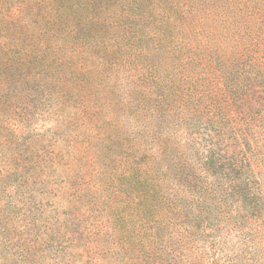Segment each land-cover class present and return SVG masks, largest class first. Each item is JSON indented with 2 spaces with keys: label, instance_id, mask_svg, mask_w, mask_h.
<instances>
[{
  "label": "rangeland",
  "instance_id": "1",
  "mask_svg": "<svg viewBox=\"0 0 264 264\" xmlns=\"http://www.w3.org/2000/svg\"><path fill=\"white\" fill-rule=\"evenodd\" d=\"M80 16L99 20L94 28L103 35L123 33L122 50L131 62L103 66L86 56L85 44L95 41L76 39ZM136 32L159 51L156 57L134 60L136 46L128 38ZM21 41L47 53L39 85L30 81L18 89L14 78L0 77V264H139L141 210L124 207L123 195L110 188L122 182L124 146L137 141L149 147L152 133L167 135L170 157L191 167L197 149L204 155L206 127L196 117L205 105L230 119L264 113V0H0V50ZM173 54L200 86L201 101L195 105L186 91L176 92L173 99L183 107L152 128V93L138 79L153 63L159 74L180 82L170 66L180 64ZM236 99L249 105L239 107ZM237 122L226 126L229 144L257 163L256 178L264 183L256 148L261 141ZM203 194L206 205L188 200V231L180 233L189 263L253 264L254 257L264 263V231L254 235L253 222L240 224L230 207L218 209ZM162 230V245L175 247L176 224Z\"/></svg>",
  "mask_w": 264,
  "mask_h": 264
},
{
  "label": "trees",
  "instance_id": "2",
  "mask_svg": "<svg viewBox=\"0 0 264 264\" xmlns=\"http://www.w3.org/2000/svg\"><path fill=\"white\" fill-rule=\"evenodd\" d=\"M78 23V30L80 29L81 33H76V39L82 38L87 41L89 37H92L95 41L90 47L83 43L86 56L97 58L103 66L123 67L126 63L131 62L125 57L122 50L121 45L126 39L123 33L120 34L118 31L116 37L103 35L94 28L99 20L95 21L94 18L87 16L85 18L80 16ZM84 29H86V33L82 34ZM73 30L72 27L69 32L72 33ZM90 30L92 33L88 34ZM158 39L150 41L159 44ZM128 40H131L136 46L132 53L135 54L134 60L154 58L159 52L150 49L148 47L149 40L137 32ZM45 53H47L46 49H33L24 45L22 41L16 43L11 50H0V77L3 80L14 78L13 83L18 89H21L22 86H29L30 81L35 83L34 86L39 85L40 82L37 80L42 78L45 69V65L42 63L46 59ZM173 59L180 62L178 67L181 69L173 68L174 66L170 65L173 70L177 69L180 82L175 76L173 78L170 75L159 74L157 65L153 63L148 65L147 73L138 79L145 84L150 98L152 93L153 99H149L152 102V111L155 113L152 119V128H156L157 122L166 114L173 117L174 112L183 107L181 99L178 97L173 99L176 92L184 95L186 91L187 99L191 100V103H196L195 105H199L200 102L194 100L201 101V96L197 95L195 90L200 86L194 83L192 75L185 71V61L181 55L173 54ZM188 64H190L189 61ZM80 86L82 89L84 88V85ZM236 100H240L239 107L249 105L243 99ZM205 106L209 107L202 112V115L198 117L192 115V118L196 117L206 127V135L204 134L200 141V143L203 142L204 155L201 156L197 149L198 160L191 167L186 161L176 162L170 157V152L173 149L167 135L155 137L150 132L153 140L149 147H145L137 141L136 146L130 145V142L124 146L122 161L125 164V169L121 173V178H118V181L121 179L122 182L119 184L116 182L117 185H111L110 188L118 189V192L123 195L122 205L124 207L135 206L141 210L140 220L142 223L138 226L139 229H136L139 242L142 244V247L139 248L140 256L137 258L139 264H179L182 259L190 264L184 253L185 238L180 236V233L186 235V231H188V225H186L189 215L188 200L194 196L197 197L199 204L206 205L207 199L203 193L211 196L210 205L218 209L230 207L231 215L237 217L240 224L253 222L254 235L258 236L264 231V183H260L256 178L257 163L253 165L242 148L239 147L237 150L229 144L232 142V138L226 129V126L232 121L235 126H239L238 120L244 121L248 129L252 130L254 140L261 141V146L257 145L256 148L258 149L259 162L264 165V113L255 115L241 113L238 117L230 119L216 113L212 103ZM87 107L85 102L80 105L82 111ZM144 108L140 107L141 111L144 112ZM183 121L185 118L181 117L178 124H182ZM190 136V133L189 135L187 133L188 139H191ZM245 146L247 150L252 151L248 141H245ZM20 165L21 168L16 171L22 173L21 169L24 167V163ZM41 175L42 169L38 176ZM20 185L27 188V182L22 181ZM197 190L201 192L197 193ZM202 217L200 211L196 216L198 224ZM174 223L177 233L173 241L176 242V245L174 247L172 243L170 248L162 245V229H166ZM160 231L162 232L160 233ZM261 251V244H255L254 252L259 255ZM253 261H255L253 264H258L255 257Z\"/></svg>",
  "mask_w": 264,
  "mask_h": 264
}]
</instances>
